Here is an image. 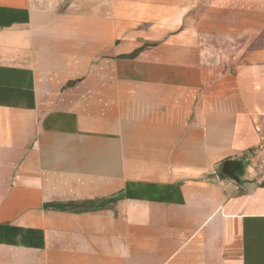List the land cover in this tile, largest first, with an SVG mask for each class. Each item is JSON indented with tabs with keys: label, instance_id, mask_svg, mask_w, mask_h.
Here are the masks:
<instances>
[{
	"label": "crops",
	"instance_id": "obj_1",
	"mask_svg": "<svg viewBox=\"0 0 264 264\" xmlns=\"http://www.w3.org/2000/svg\"><path fill=\"white\" fill-rule=\"evenodd\" d=\"M263 30L264 0H0V264H264Z\"/></svg>",
	"mask_w": 264,
	"mask_h": 264
},
{
	"label": "built area",
	"instance_id": "obj_2",
	"mask_svg": "<svg viewBox=\"0 0 264 264\" xmlns=\"http://www.w3.org/2000/svg\"><path fill=\"white\" fill-rule=\"evenodd\" d=\"M259 132L262 131L261 127H258ZM255 159V173L260 181H264V133L261 136L260 143L254 151Z\"/></svg>",
	"mask_w": 264,
	"mask_h": 264
},
{
	"label": "trees",
	"instance_id": "obj_3",
	"mask_svg": "<svg viewBox=\"0 0 264 264\" xmlns=\"http://www.w3.org/2000/svg\"><path fill=\"white\" fill-rule=\"evenodd\" d=\"M259 39H264V30L259 35ZM260 45L262 47H264V43H261ZM136 52H138V51H136ZM73 82H71V84ZM74 204H76V203H72L71 202V203H66V204H55V205H56V207L67 208V207H69L71 205H74ZM106 205H107L106 199L105 200H103V199H92V200H86V201L82 202L80 204V207L78 206L79 208L77 207L75 209L77 210V209H83V208H85L87 210L93 211V210H96V209L104 208Z\"/></svg>",
	"mask_w": 264,
	"mask_h": 264
},
{
	"label": "water",
	"instance_id": "obj_4",
	"mask_svg": "<svg viewBox=\"0 0 264 264\" xmlns=\"http://www.w3.org/2000/svg\"><path fill=\"white\" fill-rule=\"evenodd\" d=\"M224 172L230 175L231 177H235V172H236V163L235 161H227L225 164Z\"/></svg>",
	"mask_w": 264,
	"mask_h": 264
},
{
	"label": "rangeland",
	"instance_id": "obj_5",
	"mask_svg": "<svg viewBox=\"0 0 264 264\" xmlns=\"http://www.w3.org/2000/svg\"><path fill=\"white\" fill-rule=\"evenodd\" d=\"M264 43V39H259V37L253 42V44L251 45V48L253 47H257V46H261L260 44ZM262 47V46H261Z\"/></svg>",
	"mask_w": 264,
	"mask_h": 264
}]
</instances>
